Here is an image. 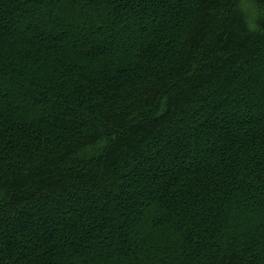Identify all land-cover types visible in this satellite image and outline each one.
<instances>
[{
	"label": "trees",
	"instance_id": "trees-1",
	"mask_svg": "<svg viewBox=\"0 0 264 264\" xmlns=\"http://www.w3.org/2000/svg\"><path fill=\"white\" fill-rule=\"evenodd\" d=\"M0 264H264V0H0Z\"/></svg>",
	"mask_w": 264,
	"mask_h": 264
},
{
	"label": "rangeland",
	"instance_id": "rangeland-1",
	"mask_svg": "<svg viewBox=\"0 0 264 264\" xmlns=\"http://www.w3.org/2000/svg\"><path fill=\"white\" fill-rule=\"evenodd\" d=\"M247 5H248L249 14H250L252 20H254L256 14H257V9L258 8H256L252 3L251 4L248 3Z\"/></svg>",
	"mask_w": 264,
	"mask_h": 264
}]
</instances>
